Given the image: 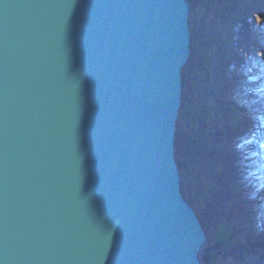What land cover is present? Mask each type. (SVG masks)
Instances as JSON below:
<instances>
[{"label": "water", "instance_id": "water-1", "mask_svg": "<svg viewBox=\"0 0 264 264\" xmlns=\"http://www.w3.org/2000/svg\"><path fill=\"white\" fill-rule=\"evenodd\" d=\"M187 0H0V257L206 264L175 140Z\"/></svg>", "mask_w": 264, "mask_h": 264}, {"label": "rangeland", "instance_id": "rangeland-1", "mask_svg": "<svg viewBox=\"0 0 264 264\" xmlns=\"http://www.w3.org/2000/svg\"><path fill=\"white\" fill-rule=\"evenodd\" d=\"M187 1L191 52L175 140L181 190L207 234V264H264V233L252 235L264 213V0ZM227 169L237 175L231 188Z\"/></svg>", "mask_w": 264, "mask_h": 264}, {"label": "bare ground", "instance_id": "bare-ground-1", "mask_svg": "<svg viewBox=\"0 0 264 264\" xmlns=\"http://www.w3.org/2000/svg\"><path fill=\"white\" fill-rule=\"evenodd\" d=\"M187 22H188V24H189V19L187 18ZM190 30V29H189ZM192 35V34H191ZM191 35H190V39H191ZM185 67V66H184ZM183 67V68H184ZM183 70V69H182ZM182 89H183V80H182ZM178 123L179 122H177V125H178ZM180 129V128H179ZM189 146L190 147H193V146H191L190 144H189ZM193 149V148H192ZM237 158H239V156L237 155ZM233 168H234V164H233V166H232ZM245 169V168H244ZM247 169V168H246ZM250 169V168H249ZM227 176H226V179H225V177H224V179H225V181H224V184L226 183V185L227 186H229L230 185V183H231V185H230V188H231V186H232V181L235 179L236 180V174H234V172L232 171V169H231V171H230V169L228 170L227 169V174H226ZM228 189H229V187H227ZM237 196V195H236ZM235 200H236V198H235ZM215 203V202H214ZM225 203L223 202V200H220L219 201V207L217 206V211L218 212H222V211H224V209H225ZM237 207H238V204H237ZM213 208V207H212ZM238 209H239V207H238ZM243 213V212H242ZM219 215V213H216V215ZM261 220V219H260ZM261 229V228H260ZM260 229L258 228L257 230L258 231H260ZM238 232V231H237ZM262 232V231H261Z\"/></svg>", "mask_w": 264, "mask_h": 264}, {"label": "trees", "instance_id": "trees-1", "mask_svg": "<svg viewBox=\"0 0 264 264\" xmlns=\"http://www.w3.org/2000/svg\"><path fill=\"white\" fill-rule=\"evenodd\" d=\"M235 206H236V205H235ZM238 207H239V206H238ZM237 209H238V208H237ZM237 209H236V210H237ZM239 209H240V207H239ZM236 210H235V211H236ZM261 221H262V225H263V227H262L261 229L259 228L260 231H258L257 228H256V229L253 228V230H252V235H253V236H262V234L264 233V213H263V216H262V218H261ZM261 231H262L263 233H262ZM216 246H218V244H216ZM212 248H213V247H212ZM205 258H206V257H204L205 263H206V264L209 263L208 258H206V259H205Z\"/></svg>", "mask_w": 264, "mask_h": 264}, {"label": "snow or ice", "instance_id": "snow-or-ice-1", "mask_svg": "<svg viewBox=\"0 0 264 264\" xmlns=\"http://www.w3.org/2000/svg\"><path fill=\"white\" fill-rule=\"evenodd\" d=\"M68 4L71 5L75 0H67ZM0 264H6V260L3 257H0ZM97 264H102V261H98Z\"/></svg>", "mask_w": 264, "mask_h": 264}]
</instances>
